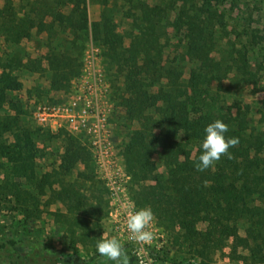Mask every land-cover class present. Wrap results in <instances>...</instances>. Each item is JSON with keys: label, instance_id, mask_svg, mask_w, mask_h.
I'll return each mask as SVG.
<instances>
[{"label": "trees", "instance_id": "trees-1", "mask_svg": "<svg viewBox=\"0 0 264 264\" xmlns=\"http://www.w3.org/2000/svg\"><path fill=\"white\" fill-rule=\"evenodd\" d=\"M118 1L113 0L115 7ZM223 1L126 0L124 17L130 22L125 34L115 31L110 16L101 13L102 56L111 99L122 109L128 130L122 156L136 187L132 191L135 202L151 207L174 243L196 255L200 264H209L212 255L226 246L230 248L228 254L242 248L248 255L241 258L264 264V129L249 123L245 105L236 100L227 104L224 93L248 84H257L264 92V75L251 71L247 43L228 36L220 7ZM0 2V38L6 47L0 51V203L18 210L26 219L37 217L45 205L40 196L46 181L35 172L36 144L55 133L39 125L25 126L21 122L22 104L6 100L21 87L15 71L39 72L43 62L50 72V90L70 87L71 79L80 71L88 16L85 0ZM117 11L123 12V8ZM33 28L46 32L48 38L57 30L67 32L71 47L58 50L48 42L44 55L30 59L19 44L30 37ZM169 28L181 49L175 60L196 61L186 81L168 72L162 39ZM260 38H264V26ZM219 39L224 43H218ZM176 73L182 75L183 70ZM223 80L228 81L226 86L221 85ZM5 102L9 103L7 110ZM259 114V123H264V98ZM215 120L227 124L226 138H236L238 143L228 149L230 155H222L211 167L198 171L195 165L202 151L204 129ZM5 133L10 143L2 139ZM60 134L65 138L57 166L60 177L51 183L59 182L57 198L65 212L49 214L56 216L63 228L67 226L65 233L84 241L91 232L90 218H97L101 212L98 203L104 189L95 178L86 145L77 135L62 130ZM154 157L162 171H158ZM5 163L9 169L4 168ZM75 171L73 180L65 181ZM12 178L24 182L13 183ZM200 222L204 229L198 228ZM64 261L114 263L102 256L87 261L76 251L37 237L0 238V264Z\"/></svg>", "mask_w": 264, "mask_h": 264}, {"label": "rangeland", "instance_id": "rangeland-1", "mask_svg": "<svg viewBox=\"0 0 264 264\" xmlns=\"http://www.w3.org/2000/svg\"><path fill=\"white\" fill-rule=\"evenodd\" d=\"M219 2H221V0H219ZM117 3L115 7L113 0H85L88 16V35L80 55V71L83 66V53L86 50H94L99 54V56H97L98 65L102 68L108 84L109 81L105 73L101 46V13L104 11L108 17L110 16L115 31L119 33L125 34L128 31L130 22L128 18L124 17V13L128 11L126 0H119ZM213 3L216 4L217 2L213 1ZM120 6L123 8V12L117 11ZM220 7L223 9L226 30L229 32L228 36L232 39H240L243 43H247L249 46V66L251 71L257 72L258 75H264V38H260L262 35V27L264 26V0H224ZM168 31L169 34L162 39V43L164 46V59H166L168 67H170L168 71L169 75L180 76V80L186 81L189 69L196 65V61L189 58H186L185 61H179V58L175 60V56L180 54L181 49L177 40L178 38L171 34L172 30L170 28ZM30 32V37L23 39L19 44V47L24 49L30 59L44 55L48 42H51L58 50L71 47L68 40L69 34L67 32L57 30L51 38L47 37L46 32L43 31L38 33L34 28L31 29ZM127 41L128 39L126 38L125 43H127ZM218 43H224V39H219ZM4 45V41L0 38V51L2 48L3 50L6 48H4ZM178 61L180 65L177 64ZM41 67L42 70L39 72L17 69L15 74L21 81V87L16 93L9 95L6 100L22 104L24 114L21 115V122L28 127L37 126L33 119V110L38 104L61 103L68 100L72 81L80 73L79 71V73L71 79L68 89L50 90L48 86L50 72L46 70L45 62L42 63ZM178 69L183 70L182 75L176 73ZM227 84V80H223L221 83L222 86H226ZM109 90L110 100L113 104L110 114L113 143L126 170L122 150L124 147L123 142L127 139L128 130L125 128L122 109L117 107L115 101L111 99L110 84ZM224 93L227 104L231 103L232 100H236L242 105H245L248 110L247 119L249 123L255 125L257 128L264 129V123H259V110L261 100L264 98V92L259 90L257 84L235 87ZM12 97L13 100L11 99ZM8 106L9 103L5 102L4 107L6 110ZM60 130L66 131L64 129ZM60 130H51L55 133L53 137L45 142L39 141L36 144L37 150L34 156L35 172L39 179L46 181L44 195L40 196L42 202L45 203V205L42 206L43 210L37 217L25 219L18 210L6 206L1 201L0 238L11 237L26 239L28 237H37L55 247L67 251H76L85 260L93 261L100 256L96 250L97 241L115 237L121 242L128 256V264H140L139 261L142 258V254H148V257L154 262H164L166 264H200V262H198L200 260L196 255L186 251L183 246L181 247L174 243L173 236L170 234L169 230L159 223L155 216L149 228V230L154 233L153 240L147 244H141L135 241L132 238V234L127 229V218L132 211L144 207L136 203L135 199L132 197V191L136 189V187H133L130 175L126 171L129 178L124 182V185L117 189V194L112 198L101 179L96 175L93 161V173L95 174V178L101 182L104 189L100 196V203H98L99 208L101 207V212L98 215L99 217L97 216L95 219L90 218L91 225L89 224V226L91 232L84 241H81L80 238L71 237L69 233H65L67 226L65 225V228H63L60 221L56 219V216L54 217L49 214L50 212H65L64 206L57 198V190L59 188L57 183L59 182L51 183L52 179L60 177L57 173V166L61 161V155L65 146L64 134L59 135ZM66 132L70 133L68 131ZM72 135H77L79 141L85 144L89 149L82 134ZM2 139L7 143L11 142L8 133H5ZM154 159L158 166V171H162L160 161L157 157H154ZM2 161L3 159L0 157V163ZM3 166L5 169H9L7 163ZM79 166L81 167V165ZM80 167L77 168V170H80ZM75 174L76 171L73 172V176L69 178L67 176L64 180L68 178L69 180L65 181H72ZM76 179L79 181L81 176ZM12 180L13 183L18 184L23 181V179L21 180L20 178H12ZM2 181L0 177V183ZM204 226L205 224L202 222L198 224L199 229H204ZM77 234L80 235V232L78 231ZM147 249L151 250L157 257L150 255ZM229 251L230 248L228 246L218 250L212 255L209 264H256L241 258V255H248L247 250L237 248L235 253L228 254ZM63 264H69V262L64 261ZM113 264H115V262Z\"/></svg>", "mask_w": 264, "mask_h": 264}, {"label": "built area", "instance_id": "built-area-1", "mask_svg": "<svg viewBox=\"0 0 264 264\" xmlns=\"http://www.w3.org/2000/svg\"><path fill=\"white\" fill-rule=\"evenodd\" d=\"M97 56L99 54L94 50H86L82 56V69L72 81L68 100L38 104L34 107L33 119L37 125L52 131L64 129L72 134H82L95 173L113 198L129 175L113 143L110 122L113 104ZM139 263L166 264L152 261L148 254H142Z\"/></svg>", "mask_w": 264, "mask_h": 264}, {"label": "clouds", "instance_id": "clouds-1", "mask_svg": "<svg viewBox=\"0 0 264 264\" xmlns=\"http://www.w3.org/2000/svg\"><path fill=\"white\" fill-rule=\"evenodd\" d=\"M228 126L221 120H215L204 129V138L201 142V154L195 167L198 171H204L218 161L222 155H230L228 149L235 146L238 140L233 137L226 138ZM154 221V213L151 207H144L129 213L127 218V229L132 234V238L141 243H150L154 238V233L149 230ZM96 250L100 256L115 264H128L121 242L113 237L100 239L97 241Z\"/></svg>", "mask_w": 264, "mask_h": 264}]
</instances>
